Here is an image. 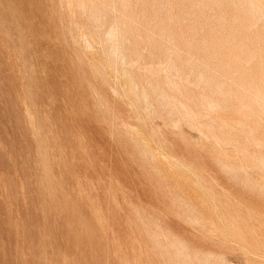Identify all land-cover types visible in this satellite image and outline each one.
<instances>
[{"label":"rangeland","instance_id":"obj_1","mask_svg":"<svg viewBox=\"0 0 264 264\" xmlns=\"http://www.w3.org/2000/svg\"><path fill=\"white\" fill-rule=\"evenodd\" d=\"M0 264H264V0H0Z\"/></svg>","mask_w":264,"mask_h":264},{"label":"bare ground","instance_id":"obj_2","mask_svg":"<svg viewBox=\"0 0 264 264\" xmlns=\"http://www.w3.org/2000/svg\"><path fill=\"white\" fill-rule=\"evenodd\" d=\"M28 149V148H27Z\"/></svg>","mask_w":264,"mask_h":264}]
</instances>
